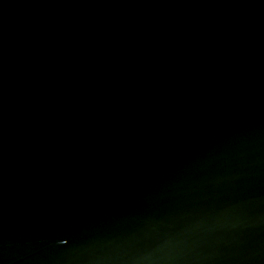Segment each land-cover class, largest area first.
I'll return each mask as SVG.
<instances>
[{
  "label": "water",
  "instance_id": "95a60500",
  "mask_svg": "<svg viewBox=\"0 0 264 264\" xmlns=\"http://www.w3.org/2000/svg\"><path fill=\"white\" fill-rule=\"evenodd\" d=\"M0 264H264V0H0Z\"/></svg>",
  "mask_w": 264,
  "mask_h": 264
}]
</instances>
